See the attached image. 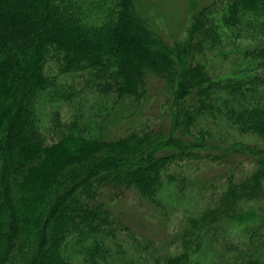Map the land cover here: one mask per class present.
Here are the masks:
<instances>
[{
  "label": "trees",
  "instance_id": "trees-1",
  "mask_svg": "<svg viewBox=\"0 0 264 264\" xmlns=\"http://www.w3.org/2000/svg\"><path fill=\"white\" fill-rule=\"evenodd\" d=\"M190 11L171 46L135 0H0V264H264V144L233 147L255 170L217 193L169 173L212 129L264 142V0ZM149 77L165 129L134 123ZM187 185L209 200L165 243L113 210L132 193L163 224ZM231 229L241 250H220Z\"/></svg>",
  "mask_w": 264,
  "mask_h": 264
},
{
  "label": "rangeland",
  "instance_id": "rangeland-1",
  "mask_svg": "<svg viewBox=\"0 0 264 264\" xmlns=\"http://www.w3.org/2000/svg\"><path fill=\"white\" fill-rule=\"evenodd\" d=\"M135 2L140 12L150 20L152 28L157 31L167 44L172 46L175 40H182L185 36V30L191 20L190 8L194 6L195 8H201L209 0H135ZM73 81L77 80H69V83ZM159 84L155 77L148 78V100L144 109L134 119V123L144 124L147 122L154 128H158V125H160L164 129L169 126L166 113L171 109L172 98L170 97L167 100L165 97H160L161 87ZM157 98L159 101H156ZM90 101L91 99L89 102L86 99V105ZM59 111L63 121V117L72 119L74 113L72 108L62 105L59 107ZM111 127L114 129L113 125ZM212 134V138H208L205 135L207 146L205 151L200 152L203 155L201 159H180L182 161L174 164V167L169 169V173L178 174V177L183 175L187 182L194 180L199 185H203L217 193L218 190L224 188V183L228 180L227 176H233L235 177L233 179H237L245 177L255 170L257 163L253 161L252 156H248L246 153L241 154L237 150L233 152L232 150L238 147L240 143L262 147L264 142L257 137L241 136L237 133H232V131L229 133L223 128L212 129ZM199 191H201L199 187L193 188L191 186L189 188L187 185L186 195L179 200L178 204L174 200L171 203L167 201V216L163 217L165 220L163 224L160 222V217L154 213L149 204L138 199L132 193L115 201L113 210L121 215V220L130 226L136 235L147 237L161 244L160 242L169 241L177 231L178 236H180L187 225V220L190 217H197L206 207L205 202L209 199L206 196L207 200H203ZM223 237L218 242L220 250H223L225 245L231 244L240 249L239 242L242 241V238L238 231L231 229ZM235 253L236 250L226 252L224 264H234L233 260L231 261L228 258L230 254L234 255ZM200 263L205 264L203 261ZM216 264H223V261Z\"/></svg>",
  "mask_w": 264,
  "mask_h": 264
}]
</instances>
